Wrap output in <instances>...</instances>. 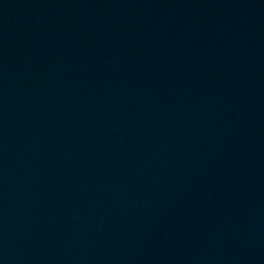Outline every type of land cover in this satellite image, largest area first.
Masks as SVG:
<instances>
[{
    "label": "water",
    "instance_id": "water-1",
    "mask_svg": "<svg viewBox=\"0 0 264 264\" xmlns=\"http://www.w3.org/2000/svg\"><path fill=\"white\" fill-rule=\"evenodd\" d=\"M0 264H264V0H0Z\"/></svg>",
    "mask_w": 264,
    "mask_h": 264
}]
</instances>
